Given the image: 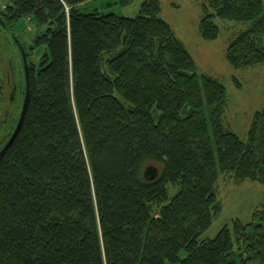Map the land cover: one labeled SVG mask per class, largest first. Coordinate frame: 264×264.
<instances>
[{
	"label": "trees",
	"instance_id": "obj_1",
	"mask_svg": "<svg viewBox=\"0 0 264 264\" xmlns=\"http://www.w3.org/2000/svg\"><path fill=\"white\" fill-rule=\"evenodd\" d=\"M89 1L0 8V29L19 44L21 20L48 26L32 47L45 49L38 65L22 45L30 99L0 157V264H264V208L202 239L221 210V174L264 184V111L247 142L226 128L225 86L199 75L161 0H146L133 19L82 13ZM202 8L205 41L218 38L216 19L247 26L227 52L236 71L264 65V0ZM3 88L0 77V115ZM1 133L0 152L12 137Z\"/></svg>",
	"mask_w": 264,
	"mask_h": 264
},
{
	"label": "rangeland",
	"instance_id": "obj_2",
	"mask_svg": "<svg viewBox=\"0 0 264 264\" xmlns=\"http://www.w3.org/2000/svg\"><path fill=\"white\" fill-rule=\"evenodd\" d=\"M145 1L137 0L129 7H122L118 0H95L82 4L80 10L82 13L98 11L103 15L113 14L133 19L139 16L141 6ZM205 1L161 0V17L171 26L176 37L193 57L199 75L212 76L225 86L228 97L225 115L226 128L237 134L243 142H247L255 114L264 111V65L236 71L227 60V52L232 40L245 31L247 26L216 19L215 23L220 29L218 38L208 42L201 37L200 24L204 17L202 7ZM8 2L9 0H0V8ZM47 30L48 26H40L32 18L23 19L14 26V33L21 41L19 44L13 34L4 33L0 29V77L4 87L1 107L8 106L10 88L7 80L10 71L13 69L17 74L19 71H25L21 46L24 45L27 49L30 62L38 65L45 49L32 50V47L35 45V40ZM23 100L24 97L21 101L19 100L18 108L13 111L5 130L9 129L15 118L16 120L20 118ZM4 111L2 116L5 114ZM1 136V138L5 136L4 131ZM177 192V189L170 186V200ZM217 195L221 210L215 215L211 228L203 235V240L216 239L222 229L231 228L234 221L250 223L254 212L264 208V184L253 181L236 184L231 175L221 174L217 184ZM186 256L183 252L181 259H185Z\"/></svg>",
	"mask_w": 264,
	"mask_h": 264
},
{
	"label": "flooded vegetation",
	"instance_id": "obj_3",
	"mask_svg": "<svg viewBox=\"0 0 264 264\" xmlns=\"http://www.w3.org/2000/svg\"><path fill=\"white\" fill-rule=\"evenodd\" d=\"M23 73V74H22ZM22 74V75H21ZM8 87L10 88V96L8 101V106L4 108V118L2 126L0 127V133L6 126H8L9 121L11 119V115L13 114V111L18 108L19 100L21 101L22 97L26 96V76L25 71L20 72L17 74L13 69L8 74V80H7ZM21 98V99H20ZM23 100V104H24ZM2 102V100H1ZM22 104V107H23ZM22 111V109H21ZM2 115V113H1ZM0 115V117H1ZM20 119V118H19ZM19 119L16 120V118L13 120V122L10 124L9 129L5 132V138L10 139L12 134L14 133L17 124L19 122ZM16 120V121H15Z\"/></svg>",
	"mask_w": 264,
	"mask_h": 264
},
{
	"label": "water",
	"instance_id": "obj_4",
	"mask_svg": "<svg viewBox=\"0 0 264 264\" xmlns=\"http://www.w3.org/2000/svg\"><path fill=\"white\" fill-rule=\"evenodd\" d=\"M0 25L3 29H6L5 23L3 22L1 16H0ZM21 49H22L23 54H24V66H25V76H26V96H25L24 104L22 107V111H21V115H20V119H19V122L17 124V127H16L14 133L12 134V137L9 140V142L6 144V146L0 152V157H2L9 150V148L12 146L13 142L15 141L16 137L18 136V134L21 130V127L23 125V122L25 120L26 112H27L28 105H29V99H30V76H29V69H28L29 66H28L27 57L25 55V52H24L22 46H21ZM144 176H145L146 180L153 182L158 178L159 170L155 166H150L146 169Z\"/></svg>",
	"mask_w": 264,
	"mask_h": 264
},
{
	"label": "bare ground",
	"instance_id": "obj_5",
	"mask_svg": "<svg viewBox=\"0 0 264 264\" xmlns=\"http://www.w3.org/2000/svg\"><path fill=\"white\" fill-rule=\"evenodd\" d=\"M23 68H24V67H23ZM23 71H24V70H23ZM7 143H8V142H7ZM5 146H6V145H5ZM5 146H4V147H5Z\"/></svg>",
	"mask_w": 264,
	"mask_h": 264
}]
</instances>
